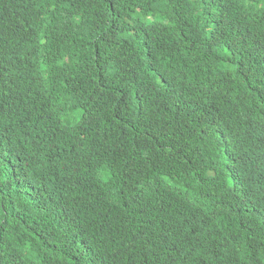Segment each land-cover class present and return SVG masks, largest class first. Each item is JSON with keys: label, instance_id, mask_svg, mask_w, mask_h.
I'll return each mask as SVG.
<instances>
[{"label": "trees", "instance_id": "obj_1", "mask_svg": "<svg viewBox=\"0 0 264 264\" xmlns=\"http://www.w3.org/2000/svg\"><path fill=\"white\" fill-rule=\"evenodd\" d=\"M81 96L82 127L47 110ZM9 259L264 264V0H0Z\"/></svg>", "mask_w": 264, "mask_h": 264}, {"label": "clouds", "instance_id": "obj_2", "mask_svg": "<svg viewBox=\"0 0 264 264\" xmlns=\"http://www.w3.org/2000/svg\"><path fill=\"white\" fill-rule=\"evenodd\" d=\"M67 67L70 71H84L92 77V79L99 85L103 86L100 78L97 75V71L94 66L90 64H83V65H73L72 62L67 61ZM15 74V73H14ZM24 75L25 80L26 75L25 73H21ZM67 101L65 103L60 102V98H54L50 101L53 102L54 107L49 108L47 110H50L53 115L55 116L58 123L62 122L65 125H68V123L63 121V115L65 113L71 112V111H82L83 117L81 121L76 125L77 127H82L86 124L87 119L89 118L88 111L90 109L89 105L91 102H95V100L90 96H81V97H75L71 99H66ZM152 129L148 127V125L144 121L140 120H133L130 122L129 126L124 128L123 130L119 131L115 135H112L113 137L117 138L122 135L130 136L135 140H142L147 137V135L153 133ZM93 149V146L91 147V150L87 153L86 156H89L91 151ZM0 264H16L14 260H8L6 263H0Z\"/></svg>", "mask_w": 264, "mask_h": 264}, {"label": "rangeland", "instance_id": "obj_3", "mask_svg": "<svg viewBox=\"0 0 264 264\" xmlns=\"http://www.w3.org/2000/svg\"><path fill=\"white\" fill-rule=\"evenodd\" d=\"M83 117V112L82 111H71L68 113H65L63 115V121L71 124V125H77ZM105 171H101V178L103 181H107V179L104 176Z\"/></svg>", "mask_w": 264, "mask_h": 264}]
</instances>
